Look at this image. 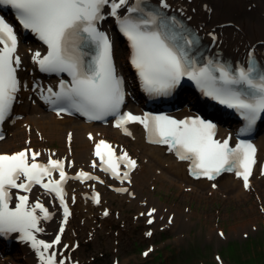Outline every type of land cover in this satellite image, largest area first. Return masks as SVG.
Returning a JSON list of instances; mask_svg holds the SVG:
<instances>
[{
  "label": "snow or ice",
  "instance_id": "obj_1",
  "mask_svg": "<svg viewBox=\"0 0 264 264\" xmlns=\"http://www.w3.org/2000/svg\"><path fill=\"white\" fill-rule=\"evenodd\" d=\"M0 5L15 10L16 19L23 29L35 34L46 46L43 53L28 50L39 71L58 76L63 73L69 77L60 78L56 90L52 86L46 89L39 84L33 86V91L41 90V98L58 117L62 113L73 112L89 120L114 116L115 127L127 136L132 135L127 125L138 123L145 129L150 143L165 145L177 159L188 161L191 176L214 180L222 173L230 172L242 179L245 189L251 187L250 177L257 163V149L251 141L240 139L232 146L229 142L231 136L218 139L216 124L199 115L177 119L164 113H121L126 96L123 78L117 72L113 42L109 34L101 30L100 24L109 16L115 19L119 31L129 42L130 63L145 92L157 96L170 95L187 78L204 96L239 114L244 121L241 134L250 132L264 114V66L257 62L254 51L248 52L244 63L235 66L211 58L199 62L192 54L198 39L186 32L175 16L162 11L170 8L167 0H159L156 8L149 7L146 0H135L132 5L129 0H0ZM209 35L215 42V35ZM22 64L17 32L0 15V124L9 117L21 87L28 88L26 82L22 85L18 75ZM3 139L0 135V140ZM72 139L73 134L69 132V146ZM88 139L94 140L92 133L88 134ZM54 155L50 153L46 162H42L38 159L41 152L31 147L10 153L0 152V236L18 234L20 241L35 250L40 264H66L65 258L58 259L62 253L53 249L62 244V235L72 216L64 188L67 181L105 183L99 176L83 169L75 176H69L65 167L66 162L68 167H73L71 159H53ZM93 155L99 163L93 160L92 168L99 167L122 184L125 181L132 183L131 173L138 165L127 151L121 150L117 155L112 144L99 139L94 142ZM54 173H58V178H54ZM37 186L43 189V194L58 200L62 208L58 232L50 242L39 239L37 234L45 231L42 221L52 220L55 213L39 196L30 200L28 194ZM211 187L216 188L217 185L212 184ZM14 189L25 194L13 193ZM114 190L134 196L127 187ZM90 198L93 203L101 204L99 192H94ZM71 199L75 203L76 197ZM156 213L157 209L151 207L140 215L148 225H153ZM102 214L108 216V209ZM167 223H173L171 216ZM145 235L151 237L153 233L149 230ZM223 235L221 232L220 236ZM69 247L78 248L79 244L63 245L64 249ZM151 251L149 248L143 255L148 256Z\"/></svg>",
  "mask_w": 264,
  "mask_h": 264
},
{
  "label": "bare ground",
  "instance_id": "obj_2",
  "mask_svg": "<svg viewBox=\"0 0 264 264\" xmlns=\"http://www.w3.org/2000/svg\"><path fill=\"white\" fill-rule=\"evenodd\" d=\"M167 2L170 5V8L167 10L180 18H188L189 22L200 33H196L198 44L194 46L192 54L201 58L203 62H206L211 57V59H219L225 63L229 61V64L235 66L237 63H244L247 60L249 51H254L256 58L261 62L264 61V0H167ZM253 2L255 3L254 5ZM109 25L113 26L110 27ZM114 26H116L114 20L105 21L102 24V27L107 30L109 35L117 36L118 34L114 33ZM209 33L215 35V42H213ZM117 46L118 44L116 43L114 46L115 51ZM37 47L38 45L35 39L25 38V42L22 43L21 51L25 57L23 79L30 82L32 87L38 83L44 88L48 79L41 76L36 70L28 51L29 49L33 50ZM128 52L127 46L123 41H120V55L122 56V54ZM121 69L122 66H119V71ZM124 70L134 77L129 64L124 65ZM32 87L29 85L27 89L23 88L21 90V102L16 107L20 112V118L17 119L15 115L13 117V124H5V128L9 130V134L0 143L2 149L12 145L15 141L18 143L23 142L25 138L33 135L43 141L49 140V143L54 145L55 151L43 148L40 150L41 154L55 153L58 156L62 155L70 158L73 162V167H68L66 162V169L69 172L75 171L79 167L84 168L82 167L83 163L88 159L90 154H93L95 140H99L102 137L111 139L113 145L117 148L130 146L134 154H141L143 159L146 158L144 161L141 160V163H137L138 167L131 173V184L127 181L123 184L120 181H111L102 171L94 169V172L105 183L109 184L113 182L112 184L114 186L127 187L130 192L134 193V196L128 194L118 195L107 190L105 186H102L105 185L104 183L101 184L98 182L101 184L100 189L102 191L101 204L106 205L109 211L112 212L111 204L117 199L118 205L121 203L122 209L130 208L126 215L127 220L124 218V215L122 216L124 224L117 227L118 231L116 234H107L105 236L107 245L110 244L112 238L127 240V234H131V229H127V224H131L139 219V217H142L140 213L151 207L157 209V218L153 225H161L164 227H176L179 225L177 229H183L188 224L185 218H190L192 214H195V211L187 209L185 214L178 207L161 202L159 200L160 196H154V188L156 187L164 189L165 191L173 189L172 193L179 197L189 196V198H192V195L196 199H205V202H212L214 200L217 202L219 200L217 198L220 196L222 201L219 200L221 202L219 214H222L221 211L224 210L227 216L232 218L231 222H234V219L241 220L243 216L251 213H249L248 209H243L241 205L242 199L249 197L250 193L243 190L241 181L234 173L225 172L221 176L217 188L215 190L211 189L208 180L202 177L194 179L189 174L188 161L180 162L176 159L174 153L168 152L167 146L157 145L147 141L145 130L139 131L134 129L131 136H124L109 125L87 124L70 117H58L56 114L46 113L45 109L47 104L39 99L37 94L38 89L37 91H33ZM129 89L131 90V96H133L134 89L131 86H129ZM192 94L195 96L194 93ZM179 98L183 104L181 108L182 113H191L195 116L213 115L211 112L205 110V102L200 100L196 105L189 106L188 98L183 92L179 95ZM160 107L162 106H156L154 110H162ZM218 119L220 121L219 135L223 138L231 136L229 142L233 143L239 130L238 123L236 120L223 121L220 118ZM133 126L135 125L133 124ZM31 128L33 130L30 132ZM70 130H72L73 139L69 146L66 142V135ZM89 133L93 134L94 140L88 139ZM256 135L259 144V153L264 154V125L259 127ZM85 154L87 155L84 156ZM70 183H72V180L67 184ZM253 183L256 186L257 192L261 196H264V180L255 176ZM78 189V187L72 185L69 187V192L76 197L75 203H79L82 199L90 196L89 192L77 193ZM37 196L47 202L54 201L52 196L43 194V192L38 193ZM37 196L34 198H37ZM262 199L260 203L264 208V198L262 197ZM223 202L225 203L222 206ZM230 203L235 205L236 208H228ZM211 207L212 204L204 207L205 214H199L201 220L208 219V215L211 214ZM246 207L252 209V206L249 204ZM111 214L116 215L115 213ZM170 214H173V223L168 224L167 218ZM82 216L85 219L87 218L86 215ZM254 220L259 225L258 227H261V221L264 222V212L255 211L253 216L248 218V224L245 221H240L233 224L232 229L237 228L246 231L252 225L250 222ZM257 220L260 221L257 222ZM73 221L70 218L71 224H73ZM101 222H103V226H108L109 224L107 220ZM5 248L10 252L8 254L12 262L23 264L22 261H19L20 254H23L27 264H37L33 255L28 252L25 246L21 250L20 248L8 245H5ZM0 264H3L2 258H0Z\"/></svg>",
  "mask_w": 264,
  "mask_h": 264
},
{
  "label": "rangeland",
  "instance_id": "obj_3",
  "mask_svg": "<svg viewBox=\"0 0 264 264\" xmlns=\"http://www.w3.org/2000/svg\"><path fill=\"white\" fill-rule=\"evenodd\" d=\"M255 3L253 2V5ZM47 145V144H44ZM166 194L164 196V200L171 204V205H179L180 209L182 210V207L186 206L185 208L188 210H194L195 214H205L204 207L208 204H212L211 207V214L208 215V219L201 220L199 215L193 214L189 220L188 225H186L183 229H177L176 228H166L165 230L161 231L155 236V239L160 242L162 245L167 241V237H174L173 242L170 244V249L164 248V259L165 263L168 264L172 260H174L179 253L180 250H183L187 253H192L193 255H196L193 259V263L191 264H212V258L211 255L214 252H222V247L227 244V247H230L228 256L232 253V256L235 257L233 250L237 249L240 251L242 250V257H247V255H250L257 250H260L261 247H263V241H264V223L260 224L261 227H258L256 220L250 222L252 225H250L246 231L243 230H233V224L238 223L241 220H235L234 222H231V217L225 216H216L217 211L219 210L218 202L212 201V202H199L198 199L194 200L189 197L181 198L179 196H176L173 193L166 192L164 190H157L155 192V196L160 194ZM163 198V196H162ZM166 198V199H165ZM163 201V200H162ZM250 216H253V211H251ZM249 216V217H250ZM199 221V222H198ZM258 222V221H257ZM248 224V222H247ZM213 228L221 229L223 228V232H225V236L218 237L215 232H212ZM231 229V230H229ZM175 233V234H174ZM246 234V235H245ZM180 237V239L176 240L175 237ZM227 236V237H226ZM137 244H142L143 239L142 238H136L129 240L124 245V250L126 253H118L115 254L119 257L120 262L126 263L127 260V253L132 254L136 253V256H138V251L135 248ZM150 242L154 243L153 240H150ZM133 245V246H131ZM247 245H253L251 248L249 247L247 250ZM131 246V247H130ZM91 247V246H90ZM179 248V249H178ZM258 248V249H257ZM193 249L194 251L199 250L198 253H194L190 251ZM89 250V249H88ZM262 255V251H261ZM114 258V254L111 253L109 250L106 258L104 260H101L98 264H111L112 259ZM264 260V258H263ZM87 264V263H85ZM226 264H236L234 261H231V263L226 262Z\"/></svg>",
  "mask_w": 264,
  "mask_h": 264
}]
</instances>
